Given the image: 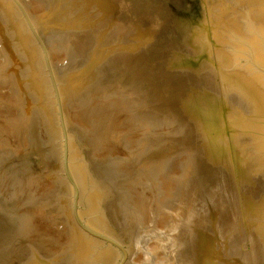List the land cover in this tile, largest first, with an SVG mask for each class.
Here are the masks:
<instances>
[{
  "label": "water",
  "instance_id": "1",
  "mask_svg": "<svg viewBox=\"0 0 264 264\" xmlns=\"http://www.w3.org/2000/svg\"><path fill=\"white\" fill-rule=\"evenodd\" d=\"M0 264H264V0H0Z\"/></svg>",
  "mask_w": 264,
  "mask_h": 264
}]
</instances>
